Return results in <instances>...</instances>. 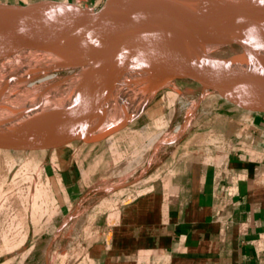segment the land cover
<instances>
[{
  "label": "crops",
  "instance_id": "0c3cea01",
  "mask_svg": "<svg viewBox=\"0 0 264 264\" xmlns=\"http://www.w3.org/2000/svg\"><path fill=\"white\" fill-rule=\"evenodd\" d=\"M191 92L174 81L107 133L0 150V264H264V116L215 88L190 111Z\"/></svg>",
  "mask_w": 264,
  "mask_h": 264
},
{
  "label": "water",
  "instance_id": "95a60500",
  "mask_svg": "<svg viewBox=\"0 0 264 264\" xmlns=\"http://www.w3.org/2000/svg\"><path fill=\"white\" fill-rule=\"evenodd\" d=\"M251 3L247 0L226 13L207 17L189 7L170 5L168 0H103L96 10L51 0L0 6V60L13 51L42 44L57 29L67 28L99 58L105 68L125 72L133 65H145L158 69L163 66H159L157 61L169 54L178 60V64L170 69L174 75L170 83L191 81L198 76L234 107L264 116L261 88L242 75L237 67L256 57L258 44L264 43V33L252 39L237 54L228 57L210 55L198 42L199 36L206 30L220 35V29L225 24L234 29L246 28L256 17L264 14L247 13ZM136 12L144 14L145 22L133 19ZM175 18L186 20L187 29L176 27L173 24ZM192 27L196 28L197 36ZM91 33L105 40L106 45L93 41ZM237 44L236 39L228 41V45L237 47ZM136 46L153 52L154 59H143L134 49ZM98 88L99 85L92 90L79 116L96 107L100 94ZM86 138H80L71 125L66 129L64 138L53 143L33 145L9 142L1 144L0 150L41 151Z\"/></svg>",
  "mask_w": 264,
  "mask_h": 264
},
{
  "label": "bare ground",
  "instance_id": "6f19581e",
  "mask_svg": "<svg viewBox=\"0 0 264 264\" xmlns=\"http://www.w3.org/2000/svg\"><path fill=\"white\" fill-rule=\"evenodd\" d=\"M244 1L247 0H199L197 3L193 0H168V3L176 7H189L199 15L207 17L226 13ZM250 1L252 3L247 13H264V0ZM133 19L145 22V16L141 12H136ZM173 24L181 29H187L186 20L182 18H175ZM191 30L197 36L196 28L192 27ZM220 32V35H216L206 30L199 36L200 38L197 37L199 45L206 53L228 45V41L233 39L238 41L237 48L240 50L244 48L252 39L264 33V14L256 17L244 29H234L225 24ZM90 37L96 43L106 45L105 40L94 33H91ZM134 49L143 59L147 61L154 59L153 52L138 46ZM249 62L252 64L249 73L245 74L239 69V65L237 67L242 75L261 88L264 97V43L258 44L257 55ZM157 64L163 67L157 69L133 65L125 72L105 68L99 58L84 47L67 28L57 29L51 38L42 44L5 55L0 60V145L9 142L33 145L53 143L63 139L66 129L68 130L71 125L80 138L84 137V133L92 136L102 133L123 89L138 90L140 100L135 104L139 106L165 87V84L167 86L170 83L174 77L170 69L178 64L177 58L167 54L162 56ZM61 70H70L71 75L49 85L47 82L52 78L51 75ZM193 80L202 79L195 76ZM63 85L67 88L60 93ZM97 85L100 94L96 107L79 116L88 98L83 100L74 113L68 115L61 132L51 133L37 129L29 122L15 118L45 112L80 99L84 94L91 93ZM130 103L126 112L112 124H119L133 112L135 108L132 102ZM196 106L197 103L193 101L189 105V110H194ZM53 114L49 112L44 119L49 120Z\"/></svg>",
  "mask_w": 264,
  "mask_h": 264
},
{
  "label": "rangeland",
  "instance_id": "374dc122",
  "mask_svg": "<svg viewBox=\"0 0 264 264\" xmlns=\"http://www.w3.org/2000/svg\"><path fill=\"white\" fill-rule=\"evenodd\" d=\"M239 50H240L239 48L232 46V45L220 46L214 50L209 51L208 54L213 55V56H218V57H228V56L237 54L239 52ZM239 69L243 70V72L245 74L249 73L252 69V64L250 62L245 63V64H239ZM53 74L51 75L52 78L50 80H48V82H47L49 85H53L57 81L68 78L71 75V71L70 70H61V71L54 72ZM167 81H168V79H167ZM187 81L190 82V80H187ZM191 82L199 89V92H201L203 90V93L201 96H206L208 94V92H211L214 89L213 86H211L208 82L204 81L203 79L200 81L191 80ZM132 83H134V82H132ZM165 86H166V84H165ZM66 88H67L66 85H63L60 88L59 92L60 93L63 92ZM90 94L91 93H86L80 99L68 102L66 104H62V105H60L56 108H53L51 110H45V112L43 111V112L37 113V114L22 115V116H17L15 118L29 122V124L31 126H33L34 128L46 130V131L51 132V133H58V132L62 131L68 115L70 113H74L75 109H77V107H78V104L81 103L83 100L87 99ZM182 96H183L184 100L187 101V103L189 105L193 101L198 103L199 94L196 92H191L189 94L182 93ZM139 100H140V96H139L138 90L124 89L122 91L121 95L119 96V98L117 99V101L115 102L113 109H112V112L110 114L109 122L106 123V128L102 133H107L110 130L114 129L116 127V125H114L112 123L117 121L122 116V114L126 112V110L131 105L130 102H132V105L134 106V108H136L138 106L135 103H137ZM203 100H200V101H203ZM49 112H53L54 114L49 120L46 121L44 119V117ZM123 121L124 120L120 121L119 124ZM93 126H91V127H93ZM97 135H99V134H97ZM91 136L92 135H90L88 133H84V137H91ZM94 136H96V135H94Z\"/></svg>",
  "mask_w": 264,
  "mask_h": 264
}]
</instances>
